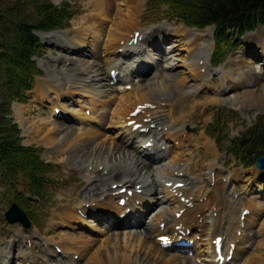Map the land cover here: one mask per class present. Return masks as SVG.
<instances>
[{"label":"rangeland","instance_id":"1","mask_svg":"<svg viewBox=\"0 0 264 264\" xmlns=\"http://www.w3.org/2000/svg\"><path fill=\"white\" fill-rule=\"evenodd\" d=\"M50 2L56 7H62L63 4L67 3L73 6L74 8H76L78 13L72 19L70 23L71 27L69 29L45 33V34H53V33H61V32L63 33L59 37H54L49 40H44V42H46L48 46L50 45L49 47L46 46L45 43L40 38L43 49H44V54L42 55V57L35 58L34 61L36 62L37 69L42 72V75H40V78L38 77L36 78L35 88L28 95L29 97L28 103L19 104L16 102L13 105V109L18 107V109H20L22 113H25V115L22 118H20L18 122L17 117L14 112L15 110H14L13 119L16 125L19 126L22 132L24 145L26 147H34V148L42 150L43 160L47 164H51L55 167V178L57 182L49 190V198L46 202V205L39 203L40 201H38L37 199L31 198V197H28V200L25 199L23 203L19 204L21 208L29 215L31 219L32 227L30 229L25 228L22 224L10 225L7 222L5 216L7 212L11 209L12 202L14 201V197L10 196L9 193L4 189V187L0 185V250H3L4 248H6L7 242L9 240H12L13 237L16 236L17 234H22L23 237H25V235L29 236V234H32L30 236H35L36 241L40 243V246L42 248H44L43 244L47 242L49 244H53L52 241H54L55 243H58L61 246L62 245L65 246V244L69 242L68 245L70 246L68 247V249L70 251H67V252L68 253L70 252L71 254L69 253L70 255L68 254L64 257L72 258L75 252H78V254L81 252L85 253L86 257H84L85 260L83 261V264H93L92 261H89V260L92 257L94 258L95 257L94 255L98 253L99 248L103 246L104 247L108 246V248H110L112 252L121 254L120 260H123L124 258L129 259V260H134V261L136 259L140 260L144 257V254H149L150 252L154 254L155 259H157L159 257L158 250L160 249H158V245L156 244L155 238L157 234H153L151 229H154L153 223L156 222L157 224L155 225V228L159 225V222L157 221H160V218L164 217L163 219H161V222H167V223H170V221L172 222V218L174 217L172 214H170L171 213L170 211H167V208H169L168 206L169 203L164 204L168 206L167 208H164L163 207L164 205H162L161 207L163 208L161 209L158 208L156 211H154V214L148 216V219L144 217L143 220L144 222H146V225L144 224V227L142 226L140 230L137 231V234H135L137 239L140 241V240H143V236L141 234L142 229L146 227L150 231V235L148 236L149 240L144 250L142 249L143 253L139 251L137 253L128 252L131 244L127 245L125 244V241H124L126 239L125 237H127L128 235L121 234V233L125 234L128 231L127 230L128 227L123 226V225L112 227L108 225V222L110 219L109 216H105V218L102 219V221H100V220H94L93 216L91 215L89 216L88 220L80 217V215L77 216L78 219L70 215L72 213H69L70 210H67V209L72 207V209L74 210V208L78 206L81 202H84L85 205H93L92 208H97L96 205L92 203L86 204L88 202H86L85 200V194H87L86 190H87V187H89V184L87 183V181L89 180L90 174L93 172L92 170L93 169L96 170L97 166L99 165L100 159L97 160L96 163L93 164V166L89 167V169H88L89 164H87L85 168L82 170L79 167L75 166V163L70 160V156H68V152L70 149L69 150L67 149V151L65 152L63 151L60 153L57 150H54L55 145L54 146L49 145L47 144L46 141L42 139L44 136L47 135L49 129L54 125L53 123L52 125L45 126V122L49 120H53V118L51 117V113L53 112L54 109H56V107L58 106L57 104L59 103L57 96L52 95V98H49L48 100L47 99L48 96L46 93L47 91L43 92L42 90H43L44 82L55 80L56 76L58 75L57 71H60L59 68L62 69L64 67V65L62 64L63 62H59L58 59L64 58V57H59L60 55H63L66 57L67 53L61 54V51L64 49L68 51L73 44L77 45L74 37L77 36V34H79L81 30H86V33L84 34L88 35L86 39H84V42H83V43L86 42L85 47H80L87 54V56L84 59L89 63L91 62L93 65L95 64V66L101 64L100 70L102 72V71H105V69L108 66L106 65L108 64L106 63V59H109V57L105 58L106 53H105V49L103 50V46H105L106 44H108L114 39L115 40L131 39L130 37L131 35L134 36L135 30H142L143 32L145 31L147 32V31L158 29V32H156V34L154 35L156 37L158 36L159 37L154 42H152V44L149 43L147 46L145 45L142 47L143 55L145 54L144 52L146 53L148 52V56L147 57L146 55L144 56L147 59L142 58V60H140L139 62H143V61H149L150 63L155 62L154 60L158 59L159 57V54H158L159 51L157 52L156 49L157 47H161L162 53H163L162 56L163 57L167 56V60H166L167 62L164 65L165 66L170 65V66L175 67L174 70H172L173 72L169 70L167 71V73L175 74L177 75L176 76L177 78H180L181 80H184L187 82L190 79L191 81L190 85L199 86L201 83L200 80H195V78H193L192 71L188 67V64L192 61L191 59H193L188 50L189 46H187L186 44L187 40L184 38L188 34V30H185V29L183 30L182 28L183 25L178 23L177 20H169L166 18L168 14L167 13L168 10L165 6H162V8L159 11L158 9H156L155 6L151 7L150 9L149 7L151 5L150 0H109L108 4L104 6L103 10L100 8V11L102 12L101 16L106 19V25H105L104 31L101 32L103 39L99 40V38L101 37L96 38L92 36L93 31L97 33L101 30L100 27L99 28L95 27V24L92 21V17H94L98 21L99 19H101L100 16H94L97 14L95 12L96 0H50ZM11 3L12 4L19 3V7L22 10L21 11L22 16H24L25 20L30 22L31 25L32 24L34 25L35 18L32 13L33 5L30 3V0H12ZM152 20H154V22H152ZM86 21H88L87 24H86ZM125 25L127 26L126 29H129L128 31L123 29ZM153 28H156V29H153ZM159 29H162V31L160 32ZM263 29H264V26H259L253 33L246 34L245 37L242 38L241 41H239V43L237 42L238 43L237 50L234 51L232 55L227 59L225 63L226 65L225 64L223 65V63H221L219 67L213 68L210 62H211V59H214V57L217 55L216 51L214 52L213 50L212 55L210 57V62H208L207 59H205V58H208V56L205 57L207 52L202 54L203 49L201 50L202 55L201 54L200 55L204 57V59L201 62L205 63L204 65L200 66L201 69L203 68L201 75H204V77L206 75L207 79L208 78L214 79L215 84L220 85L219 89L217 90L218 94L221 93V90L223 91V88H221V83L224 77V72L226 70L229 71L231 69L232 70L234 69V72H233L234 76H238V74H240L238 73V69L239 67H241V62L239 61L246 59L245 57L242 56L243 53L244 55L252 54V51H253L252 47L255 46L254 42L257 40H258V43L261 42L259 41V39H257L254 36L256 35V36H259L260 38L261 35H258V32H260L261 30L264 31ZM37 35H38V32H37ZM181 36L184 41L182 40V38H180ZM59 42H63L65 44V47L63 49H58V47L55 48L53 46V44H56V43L59 44ZM199 43H202V42L200 41ZM101 46H102V50L100 49ZM197 47H200V46H197ZM57 49L59 51H57ZM137 56L139 57L138 54ZM141 56L142 55H140V57ZM247 59H251V58L248 57ZM129 62L127 66H130ZM256 63L262 64L261 59L256 60ZM70 65L73 67V63L67 64V67H69ZM96 68H98V66ZM207 68L210 70L209 74L208 72L205 74L206 72L205 70ZM155 70H156L155 67L151 69V71L148 73V76H147L148 79L154 78V73L152 72H154ZM158 70H159L158 72L161 73L162 69L158 68ZM243 70L247 72V69L245 67L243 68ZM89 72L90 71H88V73ZM106 73L108 74L107 71ZM89 74H91V72ZM252 74H254V72H252ZM259 78H261L262 80H260L256 84L254 81H251L252 83H248L245 87L234 89L228 92L227 95L221 96L220 98H218V100L216 99L214 91L212 93H209L208 89H205L204 87L200 89L199 95L204 96L203 99H205L203 100V102H200V104L202 106L203 104H210L211 106L208 109L205 106L206 109L204 108L203 110V116L201 115L202 117L196 120L197 121L196 123H190L191 134L195 137H198V140L200 142V144L191 143L190 145L192 147L190 148L194 149L193 152L195 154L198 152L200 153L199 155L195 157L194 162H196L197 164L194 163L192 167L193 171L190 170V172H192V176H191L192 181H190V183L191 182L192 183L190 184V186L188 185V190H187L188 196L192 194H195L196 196H198V195H202V193L203 194L207 193L208 190L210 189L212 190L214 186H213V183L210 182V179H209L211 170H214V173L212 174L213 179L216 178L215 172L217 170L219 171L222 170V172L224 173V176H228L229 174H232L234 175V177H236L235 179L236 181L235 180L230 181L229 186H228L229 187L228 193L230 192L231 199L235 197V201L239 202V204L241 205L242 200L244 198H247L248 196L249 197L248 199L251 200L250 202L254 207L264 208V193H262L264 192V187L262 186L264 185V176L261 175V176H258V178L255 177V173H257L258 171L256 169V163H254L248 168H245L233 156L232 151L229 153L227 152L232 146L234 147L235 144H239L240 142H244L242 144L243 147L247 145L248 143H247L246 137H247V133L249 132V130H252L254 126L260 120L264 122V77H259ZM155 80L158 81L159 79L157 78ZM162 81L163 80L160 79V82ZM94 84H98V83L95 82ZM69 86H73V85H68V87H65V84H63V87L66 91L67 90L74 91L73 89H69ZM128 92L131 93L130 94L131 97L130 99H128V101L130 100L131 102H138L137 99L142 97V100H143L145 96L147 97V94L146 95L145 93L137 94L134 90L128 91ZM152 92L154 96H157V97L160 96L158 95L159 94L158 92H155L154 90H152ZM53 96H54V100H53ZM67 96L68 98H66ZM244 96L246 97L245 99L242 98ZM201 98L202 97H200L199 99ZM168 99L169 98H167V100ZM62 101L64 103V106L68 109V111L73 110V112H70V113L65 112L67 113L66 114L67 116L73 117L74 115L75 117L76 113H78L79 115L84 114V108H86L87 109L86 111H89L91 114L90 116L88 115L86 116L85 114L87 118L93 117L94 119H97L100 121L101 120L103 121L105 118H110V121H109L110 125L109 123L108 124L102 123L101 126H99L96 121H91L90 124H88V122L81 123L82 121L77 123L76 121H79V120H75L74 121L75 123L74 122L72 123V120L67 121L68 127L74 126L76 127V129H78V131L82 130L81 133L83 134L82 135L83 141L86 140L84 134L87 132V130H89V128H91L90 126H92V123L94 122V126L92 127L94 128L95 131L98 132L97 138L93 139L94 145L98 147L100 144L102 145L104 144L103 147L106 149V153L108 154V150H111L114 144L116 142H119V138L116 139L115 137L117 133L120 132V128L118 129V126H117L118 123L116 122V119L114 118V110H116L115 109L116 107L111 111L105 110L103 107L99 106L97 102H93L91 99L87 97H82V95H79L78 93L76 95L75 94L65 95ZM206 101H209V102H206ZM53 102H55L54 104L56 105L54 108L52 105ZM157 111H154V115L163 116V115H166L167 113V109H165L164 112L160 110V114ZM52 115L54 117V114ZM183 115H187V114L181 113L179 117ZM220 115L222 117L225 116L226 120L229 122L228 127H226V132L228 133V140L223 144L222 150H224V152L222 153L219 152L218 150V145H217L215 138L209 135L210 133L209 126L213 124L216 118ZM57 118H59L58 115H57ZM62 119L65 120L64 118ZM163 128H164L163 126H160L159 128L160 131H158L160 135L158 134V137L156 136L155 133H153L152 136L155 137L156 140L157 139L159 140L160 137L164 136ZM181 128L182 127L180 125L176 127V129H179V130ZM39 129H43L42 132H40ZM38 130H39V133H38ZM122 131L124 130L122 129ZM207 137L211 139L210 148L206 144L208 141ZM165 138H167V136H165ZM165 138L163 141H165ZM62 139L63 137L61 136L59 139L57 138L56 140L59 141ZM56 140L54 139V141ZM168 142H167V146L170 145V143ZM171 145L172 146H170L169 149H167L165 152L166 161L160 165L157 164L154 167H155V170L158 168V172L160 173L166 174V171L169 170L171 174L175 176L174 171H177L176 167L180 165L181 163H186V162L177 163V161L173 160V157L175 156V154H173V151L176 148L173 144ZM193 146H196V147L194 148ZM122 147H123V144H122ZM209 154L210 156H207ZM115 157L116 159L119 160V155ZM115 157H114V161H115ZM185 160L187 161V157H185ZM181 166L182 167L178 169L179 173H183L184 170L186 169V165L183 167V164H181ZM213 166H215L216 168L213 169L212 168ZM104 167L105 166L103 165L99 168L100 173L103 172ZM122 170L127 171L129 170V168H127L124 165ZM189 173H187V175H189ZM106 174L107 172L105 173V176H107ZM145 174L146 172L143 173V175L139 179H138L139 175L134 176L132 179L133 183L131 184V186L136 187L138 186L137 184L139 185L143 184L149 176ZM199 174L201 175V179L199 177ZM214 174H215V177H213ZM163 176H166V175H163ZM121 179H122L121 177L116 178L117 182H119ZM148 180H149L148 182H151V185H149L150 188L148 192L153 191L154 193L155 191L158 190V193L160 195L163 194L161 187H160L161 177L157 178L155 183H152L153 179L151 178H149ZM181 180L183 179H179V181ZM114 182H116L115 179L114 180L111 179L108 184L109 187H106V188L107 189L109 188L108 190L111 189L112 191H114V186H112L113 188H110L111 184ZM210 183H212V185ZM155 184L157 185V188L154 187ZM258 187H261L263 191L261 192V190H259ZM108 190H105V191H108ZM100 195L98 196L99 199L102 198L101 200L105 201L107 205L111 204L109 203L110 201L109 198L105 199V197H101ZM98 198L96 200H98ZM154 203H156V201H154ZM171 207L173 208L174 205H172ZM237 211L234 214V217L232 220L238 219L240 211L239 210ZM161 213L164 214L163 217L160 215ZM73 215L76 216L78 214H73ZM69 220L70 221L76 220V221L70 223L68 222ZM82 221H86L87 225L83 226ZM262 224H264V217H262ZM260 227L261 225L257 227L255 226L250 227L247 231L248 239L246 240V242H243L242 244V248L249 249L247 251H250V257L251 259L253 258V260H255V264L257 263L262 264L261 263L262 259L260 258L262 256L264 257V251H263L264 250V229H263V234L258 235ZM143 233L145 232L143 231ZM76 238L79 239L80 243L79 242L75 243L74 239L76 240ZM115 238H118L117 242H116L117 239L115 240ZM43 241H46V242L42 243ZM68 245H66V247ZM258 245L261 246L262 250L255 253L254 249ZM24 249L26 250L28 249V247ZM49 256L52 259V256L51 255ZM76 256L74 257L76 258ZM97 256L99 258L101 257L103 261L108 260V256L105 252H99ZM171 256H177V257H182V258L184 256V257L190 258L187 254L171 252L170 256H168L167 259L172 258ZM191 259L195 261L194 260L195 257ZM118 264H122V263L120 262ZM147 264H151V263H147ZM193 264H202V261L201 260L198 261L196 258V262ZM235 264H244V263L241 261V259L240 260L238 259Z\"/></svg>","mask_w":264,"mask_h":264},{"label":"bare ground","instance_id":"2","mask_svg":"<svg viewBox=\"0 0 264 264\" xmlns=\"http://www.w3.org/2000/svg\"><path fill=\"white\" fill-rule=\"evenodd\" d=\"M108 1L109 0H96V3H95L96 5L95 12L97 14L94 16H100L101 19H99L98 21L97 19L92 17V21L94 22L95 27L97 28L100 27L101 30L97 33H95V31H93V34L91 32L90 33L92 34V36L96 38L101 37L99 38V40L103 39L101 32L104 31V28L106 25V19L101 16L102 12L100 11V8L103 10L104 6L108 4ZM87 23L88 21H86V24ZM126 27L127 26L125 25L123 29L128 31L129 29H126ZM182 28L183 30L184 29L188 30V34L184 38L187 40L186 44L187 46H189L188 50L191 54V57L193 58L191 59L192 61L188 64V67L192 71L193 78H195V80H200L201 83L199 86L190 85V82H191L190 79L187 82V81L181 80L180 78H177L176 77L177 75L175 74L167 73V71L169 70L170 71L174 70L175 67L170 66V65L169 66L164 65L167 62L166 61L167 56L166 57L162 56L163 53H162L161 47H157L156 49L157 52L159 51L158 53L159 57L158 59L154 60L155 62H152V63H150L149 61L139 62L140 60H142V58H145L144 57L145 55L146 57L148 56V52L147 53L144 52L145 53L144 55L142 54L141 48L145 45L147 46L149 43L152 44V42H154L159 37V36L156 37L155 35L148 36V34L141 33L140 38L138 40V42L139 41L141 42L138 43L137 47L130 46V43L132 42L133 39L126 40L127 41L125 44L126 47L124 51L122 52V55H118L117 53L120 49H122L120 46L123 40L114 39L108 44L106 45L104 44L105 46H103V50L105 49V53H106L105 58L109 57V59H106V63H108L106 65L108 66L105 69V71H102V72L100 70L101 64L95 66V64L93 65L91 62L89 63L84 59L87 56V54L80 47H85L86 42L85 43L83 42H84V39H86V37L88 36L84 34L86 33V30H81L79 34H77V36L74 35L75 36L74 39L76 40L77 45L73 44L68 51L65 49L61 51V54L67 53L66 57L59 54L60 55L59 57H64V58L58 59L59 62H63L62 64L64 65V67L62 69L59 68L60 71L56 70L58 75L56 76L55 80L46 81L43 84L42 91L43 92L47 91L46 92L48 96L47 99L49 100V98H52V95H54L58 97L59 103L57 104L58 106L56 107V109H54L52 112V114H54V117L51 114V117L53 118V120H49L45 122V126H49L54 123L53 125L54 127L52 126L49 129L47 135L44 136L42 139L46 141L47 144L49 145H53V146L55 145L54 150H57L60 153L63 151L64 152L67 151V149L68 150L70 149L68 152V156H70V160L75 163V166L79 167L82 170L85 168L87 164H89L88 166V169H89V167L93 166V164H95L96 161L100 159L99 160L100 163L97 166L96 170L93 169V172L90 174L89 180L87 181V183L89 184V187H87V190H86L87 194H85V200L86 202H88L86 204H90V201H91L93 203H96L97 208L96 209H90V208L83 209L84 202H81L78 205L79 207L76 206L74 210L72 209V207H70L71 209L68 208L67 210H70L69 213H72L70 215H72L76 219H78L77 217L78 215L74 216L73 214H78L76 213V211L82 210L84 214L93 216L94 220L102 221V219H104L105 216H109L110 219H109L108 225L112 227L115 226L116 223L124 224V222L121 221L120 223V221L117 219V217L119 218V214L124 211V209L120 208L118 205L121 197L117 198L116 196H114L113 193L119 192L122 188L131 187V184L133 183V180H132L133 177L139 175L138 177L139 179L145 172H146L145 175H149V176L147 180H145V182L141 184L143 185L144 188L147 185L149 178L153 179L152 183H155L156 179L159 177H161V182L162 180H166V178L168 177H170V180L169 181L166 180V182H172L174 180L175 176H173L169 170L166 171V174L158 172V168L155 170L154 166L157 165V163L152 159L142 158L143 152L140 150V145L138 146L134 145V143L137 142L140 138L155 139V137L152 136L155 131H151V134L149 136H139L138 134L132 133L131 129H127V128L124 129V124L122 123V121L126 120L128 116L130 115V113L138 105L144 106L145 104H151V105L159 107L162 112H164V110L167 109L166 115H163V116L152 115L150 117L152 119V123L144 124L143 126L144 128H151L152 126L157 125V129L160 126H163L164 128L169 130L166 135L167 138H165V141H169V143L172 142L176 146L175 147L176 149L173 151V154H175V156L173 157V160L177 161V163L186 162V169L184 170L183 173H189L190 170H192L194 163H196L194 162L195 157L199 155L200 153L198 152L195 154L193 152L194 149L190 148L192 147L190 145L191 143L200 144L198 137L193 136L190 132L191 130L190 123H196L197 122L196 120L200 119L203 116V110L205 106L207 109L211 106L210 104H203V106L200 104V102H203V100H205L203 99L204 96L199 95L200 89L204 87L205 89H208L209 93H212L214 91L216 99L218 100V98H220L221 96L227 95L228 92L234 89H237V88L245 87L248 83H252L251 81H254L256 84L257 82L262 80L259 77H264V72H263L264 71V54H263L264 53V31L261 30L260 32H258V35H261L260 38L259 36H256L255 34H254L255 36L253 35L257 39H259V41H261L262 43L261 42L258 43V40L255 42L253 41L255 43V46L252 47L253 48L252 54L243 55V57H245L246 59L239 61L241 62V67H239L238 69V73L240 74H238V76H234V73H233L234 69L233 70L231 69L229 71L226 70L224 72V77L221 83V88H223V91L221 90V93L218 94L217 90L219 89L220 85H216L214 82V79H210V78L207 79L206 78L207 76L204 77V75H201L203 68L201 69L200 67L201 61L204 59V57H202L201 55L207 52L208 55L206 54L205 57L208 56V58H205V59H207V61L209 62L212 52L214 50V42H213L214 28L212 29L209 28L204 31L189 30V29L184 28L183 26ZM61 34L63 33L61 32V33H53V34H39V36L44 42V40H49L54 37H59ZM180 38H182V36ZM200 41L202 43H199ZM44 43L46 46H48L46 42ZM53 46L55 48L58 47V49H63L65 47V44L63 42H59V44L56 43V44H53ZM197 46H200V47H197ZM58 49L57 51H59ZM100 49L102 50V46ZM202 49L203 51L201 54ZM137 54L139 55V57L137 56ZM140 55L142 56L140 57ZM247 56L250 57L251 59H247L248 58ZM258 59H261L262 64L256 63V60ZM128 62L130 63V66L127 67ZM70 63H73V67L71 65L67 67V64H70ZM97 66L98 68H96ZM124 66H126L127 68H124ZM131 67H133V71L126 74L127 75L126 77L122 76L123 78H120L121 81H124V84L113 87L111 85L112 80H113L111 78L112 70L120 71V73H124L125 70ZM154 67L156 68V70L152 72L154 73V78L148 79L147 78L148 73ZM244 67L247 69V72L243 70ZM158 68L162 69L161 73L158 72L159 71ZM88 71H90L91 74H89L90 72L88 73ZM106 71H108V74L106 73ZM209 71L210 70L208 69L207 70L208 74H209ZM252 72H254V74H252ZM156 74L159 76L158 81L155 80L157 79V77H155ZM160 79L163 81L160 82ZM95 82L98 84H94ZM63 84H65V87H68V85H73V86H69V89H73L74 91H70V90L66 91L63 87ZM125 86H132L131 91L134 90L137 94L145 93V95L147 94V97L145 96L143 100H142V97L137 99L138 102H131L130 100L128 101V99H130L131 97L130 96L131 93L124 91ZM152 90H154L155 92H158L159 93L158 95L160 96L158 97L154 96ZM77 93L79 95H82V97H87L91 99L93 102H97V104L103 107L105 110L111 111L116 107L115 108L116 110H114V118L116 119L117 123L119 121V124H120L119 128L121 130L120 132L117 133L115 137L116 139L119 138V142H116L114 146L111 148V150H108V154L106 153V149L103 147L104 144L103 145L100 144L98 147L94 145L93 139L97 138L98 132L95 131L92 126H90L91 128H89V130H87V132L84 134L86 140L83 141L82 140L83 134L81 133L82 130H79L80 131L79 132L78 129H76V127L74 126L68 127L67 125L68 122L61 121L59 118H57L56 110L60 109L58 107L63 108L65 112L67 113L73 112V110L68 111V109L64 106V103L62 102V100L65 95H74V94L76 95ZM54 96H53V100H54ZM200 97L202 98L199 99ZM66 98H68V96ZM167 98L169 99L167 100ZM242 98L245 99L246 97L244 96ZM206 102H209V101H206ZM54 103L55 102H53L52 105L55 107L56 105ZM163 105L166 106L165 109L161 108ZM14 110H15L14 112L17 117V120L19 122V119L22 118L25 115V113H22L20 109H18V107H16ZM86 110L87 109L84 108V114H81V115L76 113L75 117L72 119L73 120L72 123L75 120H79L76 122L78 123L82 121L84 123L88 122V124H90L91 121H96L99 126H101L102 123L103 124L109 123L110 125V122H109L110 118H105L103 121L94 119L93 117L87 118L85 116ZM181 113L183 114L186 113L187 115H183L179 117ZM142 123H143L142 121H139V124H142ZM179 125L182 127L180 130L176 129V127ZM122 129L124 131H122ZM39 130L40 132H42L43 129H39ZM39 130H38V133H39ZM155 134L158 137V134L157 133ZM61 136L63 137V139L57 141L56 139L57 138L59 139ZM54 139L56 141H54ZM210 141L211 139L208 138V141L206 143L209 148L211 146ZM157 142H159L158 139H157ZM159 143H157L158 149H160ZM122 144H123V147H122ZM193 147L195 148L196 146H193ZM159 153L163 157L162 161H164L165 153H163L162 151H160ZM117 155H119V160L116 159L115 157ZM207 156H210V154ZM114 157H115V161H114ZM185 157H187V161L185 160ZM103 165L105 166L104 170L102 173H100L99 168ZM124 165L127 168H129V170L127 171L122 170ZM212 168L215 169L216 167L213 166ZM105 171H107V176H105ZM213 173H214V170H211L210 178H209L210 182L215 183V187L212 188V190L210 189L208 190L207 193L205 194L202 193V195H198V196H196L195 194H192L189 196L184 194L185 195L184 197H186V199L190 201L189 204H192L193 206L195 205V208L194 210L187 209L186 214L180 220L176 219L175 214L187 208V205L182 204L180 200L175 199V198L164 199V200L151 198L150 200L148 196H143V197L137 196L136 197V200H140L142 202V207L139 209L134 207V211L143 212L145 214H148L154 208L158 209L162 205L169 203L168 204L169 208H167V211H170L171 212L170 214H172L174 218H172V222L170 221V223L161 222V219L164 218L163 217L164 214L163 213L160 214L163 218H160V221H157V222H160L162 224L167 223L166 224L167 228H166V232H162L160 227L155 228L156 222L153 223L154 229H151V230L153 234H157L156 237H161L163 235L173 236L174 228L177 225L180 226L181 224H185L188 222V227H192L194 223H197L199 230L200 229L203 230V233L200 234L197 228L196 232L193 233L192 237H190L191 240H194V239L197 240V237L202 238L201 241L196 242L194 246V254H195L194 260L195 261H193V259L191 258L184 257V256L183 258L177 257V256H171L172 258L167 259V257L170 256L171 252L173 251H166V250L161 249L160 247L158 248L160 250H158L159 257L157 259H155V255L150 252L149 254H144V257L140 260L136 259L134 261V260L126 259V258H124L123 260H120L121 254L112 252L110 248H108V246H105V247L103 246L99 248L98 253L94 255L95 257L94 258L92 257L89 261H92L93 264H118L120 262L122 264H147V263H151V264H193L196 262V258H197L198 261L199 260L202 261V264L203 263L211 264L214 258L213 257L211 259V252H210L212 241L217 236H227L230 242L232 243L239 242V244L237 243L238 245L236 248V252L234 254L232 264H235L238 259L239 260L241 259V261L244 264H255V260H253V258L251 259L250 257V251H247L249 249L242 248V243L246 242V240L248 239L247 231L250 227H253V226L257 227L261 225L258 235L263 234L264 224H262V217H264V208H261V207L254 208L250 202L251 201L250 199H245L244 201H242L241 205L239 204V202L235 201V197L231 199L230 192L228 193L229 191L228 186H229L230 181L235 180L236 177H234V175L232 174H229L228 176H224V173L222 172V170L220 171L217 170L215 172L216 178L214 180L212 178ZM189 174L192 175V172H190ZM215 174L213 175V177H215ZM163 175H166V176H163ZM261 175L264 176V173L262 174L260 173V171L259 172L257 171V173H255L256 178H258V176H261ZM117 177H121L122 179L119 182H117L118 180V179L116 180ZM199 177L201 179L200 174H199ZM111 178L112 180L115 179L116 182L112 183L110 188H112V186L114 185H118V186L123 185V187L120 189L118 188L117 191H111V189L108 190L109 188L107 189L106 187H109L108 184ZM178 183L187 184L189 183V181L181 180ZM212 183L210 184L212 185ZM262 186L264 187V185ZM147 187H148L147 188V192H148L150 187L149 185H147ZM154 187L157 188V185L155 184ZM163 188L165 189L164 186ZM258 189L261 190V192L263 191L261 187H258ZM105 190H108V191H105ZM109 191H111L110 194H109ZM150 192L151 191H149V194ZM182 192L185 193L184 190H182ZM169 194L170 192H165V196ZM99 195L102 197H105L107 195L110 200L109 203L111 204L107 205V203L105 202H100L97 200L94 201L95 199L98 198ZM204 198L206 199V202L201 204L200 200ZM154 201H156V203H154ZM172 205H174L173 208L171 207ZM242 208L243 210H241ZM237 210H239L241 213L238 216L237 220L235 219L232 220ZM245 210H255L256 213L251 214L250 216L246 217V220L244 222L245 228L243 231L241 227L242 225L241 216ZM215 213L218 214V218H215ZM197 215H202V218L204 220L202 224L198 220H196ZM75 221L69 220L68 222L71 223ZM219 221H222L221 223L222 225H219ZM233 221H236L235 223H237L236 228L234 227L235 223ZM224 223H226V226L223 227ZM125 224L126 226L129 227L130 230L128 229L129 231H127L125 234L124 233H121V234L128 235L127 237H125L126 239L124 238L125 244L127 245L131 244L128 252L137 253L139 251L143 253V250L149 240L148 239V236L150 235L149 229L146 227L142 229L141 234L143 236V240L139 241L135 234H137L138 229L142 227V224L139 221L133 223V221L130 219L125 221ZM82 225L83 226L87 225V222L82 221ZM145 225H146V222H145ZM143 231L145 233H143ZM239 232H242V239L240 238V240L238 237ZM30 235L32 234H29V236L25 235V237H23L22 234H17L16 236L13 237L14 240L13 239L9 240L6 244L7 245L6 248H4L3 250H0V264H83V261L85 260L84 257H86L85 253H82V252L79 253L81 254L80 262L75 261V257H74L78 255V252H75L73 254V257L69 258L68 262H66L64 258L57 255L53 251V248L47 251L45 248H42L40 246V243L36 241L35 236H30ZM115 240L117 242L118 238H115ZM74 241L75 243L76 242L78 243L79 239L76 238V240L74 239ZM45 242L46 241H43L42 243H45ZM52 242H53L52 244L53 247L57 245V243H55L54 241ZM25 244L28 246V249L26 250L24 249L27 247L25 246ZM29 244H31L32 247H30ZM68 244L69 242H67L65 246L62 245L64 253H66L67 251H70L68 249L70 245ZM66 245L68 246L66 247ZM228 246L229 245H227V247ZM43 247H44V244H43ZM261 250H262L261 246L258 245L257 247H255L254 252L256 253ZM227 251H228V248H227ZM99 252H105L108 256V260L103 261L101 257L99 258L97 256ZM177 252H180V251H177ZM182 252L183 254L189 253L188 250H184ZM69 253L67 252V255ZM49 255L52 256V259L50 258ZM260 259H262L261 263L264 264V261H263L264 257L262 256Z\"/></svg>","mask_w":264,"mask_h":264},{"label":"trees","instance_id":"3","mask_svg":"<svg viewBox=\"0 0 264 264\" xmlns=\"http://www.w3.org/2000/svg\"><path fill=\"white\" fill-rule=\"evenodd\" d=\"M0 0V185L23 203L28 197L46 205L49 190L57 182L55 167L42 159V150L23 145L22 133L12 118L14 102L26 103L36 77L42 75L35 58L42 57L43 47L36 32L50 33L70 27L77 14L69 4L56 7L50 0H30L34 25L26 21L18 4ZM158 11L165 6L167 18L188 28L215 26V64H221L249 32L264 26V0H151ZM155 9V8H154ZM238 42V43H237ZM229 122L221 115L210 126L222 150L228 140ZM246 137V136H245ZM247 145L241 142L229 151L245 167L253 165L264 154V122L260 120L247 133ZM12 202V203H13Z\"/></svg>","mask_w":264,"mask_h":264},{"label":"water","instance_id":"4","mask_svg":"<svg viewBox=\"0 0 264 264\" xmlns=\"http://www.w3.org/2000/svg\"><path fill=\"white\" fill-rule=\"evenodd\" d=\"M257 168L264 172V156L258 159ZM6 219L10 225L21 223L28 229L32 226L27 214L18 204L12 205L10 211L6 214Z\"/></svg>","mask_w":264,"mask_h":264}]
</instances>
